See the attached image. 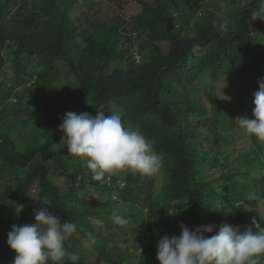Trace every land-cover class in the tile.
<instances>
[{"label": "trees", "instance_id": "trees-1", "mask_svg": "<svg viewBox=\"0 0 264 264\" xmlns=\"http://www.w3.org/2000/svg\"><path fill=\"white\" fill-rule=\"evenodd\" d=\"M87 1L0 0V264H13L12 226L34 223L44 208L77 223L66 246L78 264H159L147 232L157 246L181 223L213 226L206 237L222 224L264 228V145L251 135L234 158L222 152L221 130L238 121L217 98L235 81L253 112L264 78V20H250L258 0H138L136 13L103 24L78 16ZM136 30L145 36L132 49L124 44ZM134 51L148 58L138 63ZM97 110L122 112L142 131L162 157L156 175L91 179L59 126L65 112ZM114 196L147 210L145 229L112 222Z\"/></svg>", "mask_w": 264, "mask_h": 264}, {"label": "clouds", "instance_id": "clouds-1", "mask_svg": "<svg viewBox=\"0 0 264 264\" xmlns=\"http://www.w3.org/2000/svg\"><path fill=\"white\" fill-rule=\"evenodd\" d=\"M257 19L264 20V0H258V6L250 13L251 21ZM227 23L224 21L220 27L226 28ZM253 97L254 118L236 120L248 135L264 142V78L258 81V90ZM122 117V112L105 116L103 110H97L95 116L68 111L60 118L59 130L64 133L61 145L67 147L69 154L82 158L93 181L102 182L106 175H118L125 170L153 176L162 167V157L142 131L126 127ZM20 206L19 212L23 208ZM110 218L118 226L129 222L117 209ZM34 219L32 224L13 225L7 234L6 244L15 253L13 264H67L68 260L78 264L79 257L69 253L66 246L78 229L77 223L62 221L47 208L36 212ZM253 224H256L255 220ZM256 227L258 231L253 233L251 228L242 230L239 225L222 224L214 235L206 237L205 233L214 231L213 226L189 228L181 223L178 236L164 235L159 240L156 259L159 264H261L264 260V228L258 224ZM87 237L86 246L96 243L91 232Z\"/></svg>", "mask_w": 264, "mask_h": 264}, {"label": "rangeland", "instance_id": "rangeland-1", "mask_svg": "<svg viewBox=\"0 0 264 264\" xmlns=\"http://www.w3.org/2000/svg\"><path fill=\"white\" fill-rule=\"evenodd\" d=\"M210 0H203L204 3L209 2ZM29 2V1H28ZM138 0H125L124 6L122 4L121 0H89L84 4L83 8L78 10V16H81V14H85L89 16L91 19H95L97 22L100 24L107 23L112 21L113 18L117 16H123L127 17L131 14L136 13L139 10V4ZM128 28V31L132 32L134 30V23L130 22L129 25L126 26ZM125 27V28H126ZM137 31V30H136ZM134 33V32H132ZM138 35V36H137ZM133 37V40L130 42L125 41L124 45H129L132 49H136V40L138 41L145 36V34L142 31H137V34L135 33ZM148 58L147 52L145 53H140V59L144 60ZM241 88L240 86L235 82V81H229L224 84V89L223 91H218L217 93V98L222 102L224 106H226L228 109L231 110V114H233L236 118H240L242 116L248 118V119H253L254 117L252 116L249 108L244 107L247 106L245 103H243L240 100L239 92ZM16 98L13 97L10 101L12 105H15L16 103ZM206 104L210 106L209 101H206ZM14 112H11V115H14ZM6 116H9L7 114ZM221 136L223 137V147L221 149L222 152H227L230 156V158H234L238 151H241L247 147L249 142H251V135H248L243 129L239 127L237 124L235 128L229 129V130H221ZM260 142V141H259ZM262 145H264V142H260ZM218 157V156H217ZM112 182V181H110ZM116 185L123 186L122 182H117ZM117 196H114L112 198V203L111 205L113 206V209H117L121 212V214L125 215L126 217L129 216H134L136 219H140V221L136 220H131L128 219L127 224H133V226H142L143 229L146 228L145 226V217H146V209H143L144 212L141 214V209L136 206L135 204L132 203H126L122 204L121 202L118 201ZM108 198L105 197V199ZM92 201V198L89 199ZM176 204V202L173 203V205ZM260 210L263 212L264 205L262 202L259 203ZM143 220V221H142ZM134 221V222H133ZM144 225L139 224L141 222ZM113 226V230L111 233H114L116 230V226ZM85 242V239H83ZM146 242L147 244H151L152 246L154 245V250L157 249V246L155 245V239L152 237V235L147 232L146 235Z\"/></svg>", "mask_w": 264, "mask_h": 264}, {"label": "built area", "instance_id": "built-area-1", "mask_svg": "<svg viewBox=\"0 0 264 264\" xmlns=\"http://www.w3.org/2000/svg\"><path fill=\"white\" fill-rule=\"evenodd\" d=\"M134 56H135V59H136L137 62H140L141 61L140 54L138 53V51H134Z\"/></svg>", "mask_w": 264, "mask_h": 264}]
</instances>
